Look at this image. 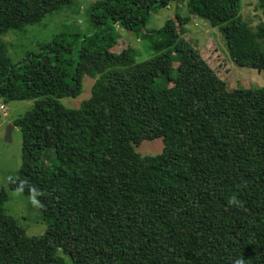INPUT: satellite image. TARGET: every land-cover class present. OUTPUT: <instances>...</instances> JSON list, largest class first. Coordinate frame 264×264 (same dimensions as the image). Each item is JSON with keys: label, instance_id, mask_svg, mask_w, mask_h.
<instances>
[{"label": "trees", "instance_id": "1", "mask_svg": "<svg viewBox=\"0 0 264 264\" xmlns=\"http://www.w3.org/2000/svg\"><path fill=\"white\" fill-rule=\"evenodd\" d=\"M73 1L0 0V100H34L12 122L22 156L7 186L34 193L47 225L29 236L0 187V264H264V85L227 87L184 36L189 15L146 27L174 0H97L91 33L58 34L12 62L3 34ZM186 1L221 32L233 64L264 70V22L253 30L240 0ZM120 28L156 55L136 61ZM84 75L89 96L62 104ZM155 138L160 152L136 150Z\"/></svg>", "mask_w": 264, "mask_h": 264}, {"label": "rangeland", "instance_id": "2", "mask_svg": "<svg viewBox=\"0 0 264 264\" xmlns=\"http://www.w3.org/2000/svg\"><path fill=\"white\" fill-rule=\"evenodd\" d=\"M97 0H74L70 5L58 12L47 13L38 23L26 26L24 30L9 29L2 36L7 54L12 62L20 61L28 53H39L41 47L58 34H64L68 42H72L74 34L83 36L91 33L92 24L89 21V11ZM241 16L253 30L264 22V17L258 0H240ZM174 12L189 15L186 24V38H192L200 53L211 66L213 71L226 82L229 88H256L264 85V70L250 67H240L231 61L227 45L217 27H210L207 20L197 16L189 7L186 0H174L167 7L157 8L151 12L146 27L156 29ZM120 46L132 44L137 52L136 61H143L156 55L150 42L123 28L117 30ZM264 47V41H261ZM94 79L84 75L82 92L75 98L63 97L60 102L65 106L78 107L81 101L90 94ZM4 109H0V187H4L8 199L4 203L6 213L13 216L29 236H41L46 230L42 219L36 195L25 194L20 189H10L7 180L15 176L21 164L22 134L19 127L13 125V120L29 110L34 100H0ZM8 131V133H7ZM50 139L48 143L50 144ZM162 139L143 140L136 150L142 154H156L162 149ZM44 156L45 164H49V156L53 150ZM61 254L68 260L71 248L68 244L59 245Z\"/></svg>", "mask_w": 264, "mask_h": 264}, {"label": "clouds", "instance_id": "3", "mask_svg": "<svg viewBox=\"0 0 264 264\" xmlns=\"http://www.w3.org/2000/svg\"><path fill=\"white\" fill-rule=\"evenodd\" d=\"M230 203H236V201L233 199L230 201ZM236 264H243V261L242 260H239V261H236Z\"/></svg>", "mask_w": 264, "mask_h": 264}, {"label": "built area", "instance_id": "4", "mask_svg": "<svg viewBox=\"0 0 264 264\" xmlns=\"http://www.w3.org/2000/svg\"><path fill=\"white\" fill-rule=\"evenodd\" d=\"M0 109H4V107H3V105H2V104L0 105Z\"/></svg>", "mask_w": 264, "mask_h": 264}, {"label": "water", "instance_id": "5", "mask_svg": "<svg viewBox=\"0 0 264 264\" xmlns=\"http://www.w3.org/2000/svg\"><path fill=\"white\" fill-rule=\"evenodd\" d=\"M7 133H8V131H7ZM9 134V133H8Z\"/></svg>", "mask_w": 264, "mask_h": 264}]
</instances>
